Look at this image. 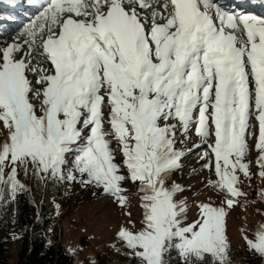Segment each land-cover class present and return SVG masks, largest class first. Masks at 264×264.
Here are the masks:
<instances>
[{"label":"snow or ice","instance_id":"snow-or-ice-1","mask_svg":"<svg viewBox=\"0 0 264 264\" xmlns=\"http://www.w3.org/2000/svg\"><path fill=\"white\" fill-rule=\"evenodd\" d=\"M39 8L0 47V201L27 191L18 167L27 175L31 166L39 183L92 186L125 210L123 185L131 182L141 227H121L117 236L135 264H172L173 253L178 264H230L226 217L244 195L241 174L252 178L248 136L264 179V17L214 0H43ZM30 93L42 97L39 115ZM190 131L200 142L188 152L206 146L203 167L217 178L209 185L225 199L220 207L200 204L198 218L186 223L187 205L176 199L184 189L166 185L187 154L177 135L184 143ZM244 240L264 257V224Z\"/></svg>","mask_w":264,"mask_h":264},{"label":"rangeland","instance_id":"rangeland-1","mask_svg":"<svg viewBox=\"0 0 264 264\" xmlns=\"http://www.w3.org/2000/svg\"><path fill=\"white\" fill-rule=\"evenodd\" d=\"M157 11L162 9L157 8ZM151 20V11L144 13ZM28 22H25V24ZM7 35H4L6 37ZM3 37V36H2ZM37 72L40 64L33 62ZM29 79L33 82V88L39 89L41 86L35 83L36 76L29 73ZM41 98H37L30 93V102L37 108L39 115V106ZM109 109L104 108L105 119L107 120ZM175 123V121H169ZM163 125V121L161 122ZM250 124L255 127L252 131L258 136V122L254 116L250 119ZM105 129H108L107 123ZM6 137V130L0 125V143H3ZM111 140L114 162L120 166L121 173L126 170L123 166V157L119 150L117 141ZM183 137L177 135L178 149L184 150L187 154L182 158V167L175 171L167 182L170 186L173 182L180 185L184 191L178 193L176 199L184 201L187 205L186 223H192L199 216L198 206L200 204H209L213 207L224 206L225 199L222 193L215 191L209 181H215L217 178L214 173L209 172L203 167L205 160L201 159L206 146L188 152L193 144L199 143V137L194 132H189V139L180 143ZM211 142V140H210ZM248 152L244 162L249 163L251 179H245L241 174L242 183L238 186L244 195L237 198L238 202L228 211L226 217V234L229 241L228 257L230 264L250 263L253 260L250 251L244 240V236L253 238L259 225L264 224V201L261 200L258 193L264 192V179L258 175L259 168L256 164L258 153L254 147L255 137L248 136ZM69 165L71 166L72 155H69ZM8 169L5 170L7 173ZM67 171V168L65 169ZM17 179L26 186L27 192L37 181L32 175L31 166L25 175L23 169L18 167ZM129 197L130 207L121 209L113 202L110 197L104 196L99 189L92 186H82L80 184H69L67 182L48 181L46 187L53 191L54 215L47 236V244H60L72 254L75 264H118L129 263L131 259L127 255V250L123 252L122 258L118 260V249L123 246V242L118 239L117 233L121 227L136 231L141 227L142 209L139 206V193L136 185L131 182H125L123 185ZM125 211L131 212V216L124 215ZM34 218H36V211ZM131 220L135 224H129ZM241 229L244 231L242 232ZM250 256V257H249ZM249 259V260H248Z\"/></svg>","mask_w":264,"mask_h":264},{"label":"trees","instance_id":"trees-1","mask_svg":"<svg viewBox=\"0 0 264 264\" xmlns=\"http://www.w3.org/2000/svg\"><path fill=\"white\" fill-rule=\"evenodd\" d=\"M53 197L46 183L36 182L28 192L18 193L14 201L7 196L0 201V264H75L62 245L47 244L55 210ZM124 251V247L118 249V260L123 261ZM251 255L252 262L244 264H264V257ZM127 262L135 264L132 259ZM172 264H178L176 253L172 254Z\"/></svg>","mask_w":264,"mask_h":264},{"label":"bare ground","instance_id":"bare-ground-1","mask_svg":"<svg viewBox=\"0 0 264 264\" xmlns=\"http://www.w3.org/2000/svg\"><path fill=\"white\" fill-rule=\"evenodd\" d=\"M216 1L219 2L222 8L227 9L229 11L246 12L248 10L245 0H216ZM253 6H254L253 8L259 11V13L264 12V5H260L257 2ZM0 9L4 10L5 12H7L6 11L7 9L9 10L8 19L0 21V47H5L7 46V44L12 43L13 37L17 36L18 33L24 28V27H21L24 21H22L23 19H20V18L23 17L27 11H29L30 6L25 3V0H19V2L16 4L15 7L10 6L8 3L5 2V0H0ZM38 11L39 10H36L35 14H37ZM249 12L250 14L257 13L256 11H249ZM249 12H246V13H249ZM9 17H12V19H9ZM147 19L149 20V22L151 21L149 18ZM16 21L18 22L15 23ZM4 35H7V36L4 37Z\"/></svg>","mask_w":264,"mask_h":264}]
</instances>
